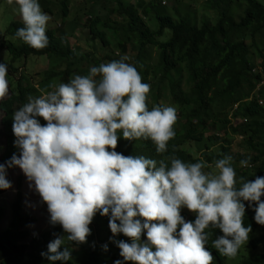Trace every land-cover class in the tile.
I'll list each match as a JSON object with an SVG mask.
<instances>
[{"label":"clouds","instance_id":"obj_1","mask_svg":"<svg viewBox=\"0 0 264 264\" xmlns=\"http://www.w3.org/2000/svg\"><path fill=\"white\" fill-rule=\"evenodd\" d=\"M6 3L23 24L13 39L36 50L46 48L51 18L38 0ZM128 61L121 56L91 66L87 75H74L66 83L37 85L40 95H29L12 114L19 155L0 164V189L11 187L6 179L10 167H18L34 185L47 206L49 223L66 234L41 253L52 262L71 260L69 245L86 242L98 212L109 216L113 237L122 234L131 241H113L124 262L212 264L205 248L210 229L223 233L212 247L234 259L252 231L244 226L245 201L257 205L254 220L264 226V177L237 178L232 156L188 163L175 156L156 160L115 151L122 136L127 141L150 140L162 155L176 135L177 109L163 104L149 109L150 85ZM7 72V65L0 63V100L9 93ZM250 159L240 160V167H249ZM182 208L195 214L194 222L184 220ZM103 247L106 251L107 245Z\"/></svg>","mask_w":264,"mask_h":264},{"label":"trees","instance_id":"obj_2","mask_svg":"<svg viewBox=\"0 0 264 264\" xmlns=\"http://www.w3.org/2000/svg\"><path fill=\"white\" fill-rule=\"evenodd\" d=\"M202 1L209 15L200 21L187 8L185 12L176 8L170 14L160 0H137L135 3L106 0L107 5L112 6L107 15L116 20L96 18L92 14L85 20L83 26L91 41H97L102 48L113 46L120 55L127 54L129 48L134 52L133 65L143 82L150 85L149 101L159 105L169 97L178 108L180 122L174 125L176 135L169 141L166 153L157 154L150 140L127 141L122 136L115 151L124 156L143 155L156 160L162 156H175L188 163L200 159L212 163L224 156H232L237 178L243 176L254 181L257 177H264V0ZM101 2L91 0L90 7ZM38 3L47 15L55 12L56 3L52 0H38ZM67 4V0H58L60 12L56 15L60 24L54 30L47 29L49 44L46 48L36 50L13 39L15 31L23 27L20 21L9 23L0 39V50L9 56L6 64L9 93L0 100V164L6 165L13 154L19 155L14 146L12 114L27 102L29 95H40L36 86L47 88L50 84L66 83L75 73L87 75L90 67L98 66L102 60L79 53V47L72 51L63 47L67 36L73 33L66 30L70 24L67 23ZM150 15L156 31H151L144 22ZM166 33L168 37L163 39ZM152 50L155 59L150 54ZM29 57H46L48 60L50 69L41 77L37 74L38 81L25 72ZM103 58L107 59L109 55ZM84 65L88 70L81 69ZM185 75L187 90L182 89L180 83L185 80ZM228 137L240 140L241 153L232 152ZM189 143L196 146L199 157L183 149ZM216 147L218 151L214 153L212 149ZM248 157L251 158L250 166L241 168L240 160ZM13 168H7L6 172ZM16 189L15 200L10 206V221L0 231V264H115L117 260L121 264H131L123 261L113 242L131 241L122 234L113 237L108 227L109 216H101L99 212L89 225L91 231L86 242L69 245L73 249L71 260L49 261L41 253H47L48 244L66 234L55 225L31 236L28 227L34 218L22 213L20 180H17ZM4 193L5 190L0 189V196ZM260 199L264 201V195ZM244 204V226L252 229L249 235L264 232V226L254 220L257 205H250L247 201ZM4 215L0 209V224ZM181 216L186 222H194L196 218L195 214ZM206 231L211 233L205 248L213 257L212 264H227L226 257L212 247V241L223 233L219 229ZM145 241L146 233H142L141 242ZM262 243L263 237L250 241L254 249ZM104 245H107L106 251ZM238 264H264V253Z\"/></svg>","mask_w":264,"mask_h":264},{"label":"rangeland","instance_id":"obj_3","mask_svg":"<svg viewBox=\"0 0 264 264\" xmlns=\"http://www.w3.org/2000/svg\"><path fill=\"white\" fill-rule=\"evenodd\" d=\"M54 3H56L54 7L53 15H49L51 18L47 29L54 30L56 29L59 24V16L56 15L58 10L60 9L58 5V0H52ZM68 4V18L67 23L68 27L66 30H70L73 33L71 36H67V42L63 46L69 51H72L75 47H79L80 52L83 55L89 54L93 55L96 59H102L100 63L104 62H111V60H118L121 56H128L129 57V63H132V59L134 58L135 54L134 52L130 51V48L125 55H120L118 51L113 46H108L102 48L98 42H93L90 40V36L88 34V31L84 28L85 20L87 19L89 14H92L93 17H101V18H109L107 15L108 11L112 6L107 5L106 0H102V2L95 6L94 8L90 7L91 0H67ZM137 0H129L130 3H135ZM161 5L164 9L170 12V14H173V10L176 8H179L181 11H192V13H195V16L197 17L198 21H200L203 17H207L209 15L208 12L205 11L204 3L202 0H196L195 2H191L190 0H160ZM60 12V11H59ZM58 12V14H59ZM110 20H116V18L112 17L109 18ZM152 16H148L144 19V22L146 25L150 28L151 31H156V26L154 22L152 21ZM13 21H21L19 15L17 12L13 11V7L8 6L6 3V0L0 2V39L3 36V33L9 23ZM168 34L166 33L163 39H167ZM109 55V58L105 59L103 58L105 55ZM150 54L152 55L153 59H155L156 54L155 51H150ZM9 61V56L4 50H0V63L7 64ZM259 60H257V64ZM155 62V60H154ZM21 62H18L19 64ZM50 68L48 66V60L46 57H29L26 60L25 63V72L28 74L27 76L31 77L32 75L33 79L35 81H38V76L42 75L43 72L46 70L48 71ZM81 69H87L88 68L84 65L81 66ZM37 74H39L37 76ZM36 75V76H35ZM74 75H83V73H75ZM41 77V76H40ZM185 80H181V88L182 89H188L189 86H187L186 82V75L184 76ZM184 81V82H183ZM167 95V94H166ZM163 105L166 106H173L177 109V106L173 105L170 98L167 97L163 101H161ZM154 104L148 100V107L149 109L152 108ZM40 124L43 125L45 121L43 119L39 120ZM180 122L179 116L177 115V122L175 126H177ZM228 145H230L232 152L234 153H241L243 150L240 146V140L236 139L234 137H228ZM183 149L191 153L194 157H199V152L196 149V146L194 144H186L183 146ZM212 151L216 153L218 151V148H213ZM205 171H208V169H205ZM6 179L10 182L11 187L9 189L5 190V193L0 196V209L4 211V219L2 220V223L0 224V231L4 230L8 222L10 221V206L15 200V193L17 192L16 189V183L17 180H20L21 183V195H22V213H27L31 215L34 218V222L28 227V230L30 232L31 236H36L40 233H43L49 229L52 228L53 225L49 223V216L48 212L45 209L44 205L41 202V199L39 195L36 193L34 185L30 186V182L27 180L26 176L23 174V172L18 168L15 167L8 172H6ZM184 215H193L194 213L189 212L186 208L181 209V213ZM260 237L264 238V232L258 231L253 235H249V239L245 246L241 247V249L238 251L237 256L234 259H229L226 257V263L227 264H238L241 260H244L246 258H253L257 254L264 253V243L258 245L255 249L251 247L250 241L258 239ZM77 250V249H75Z\"/></svg>","mask_w":264,"mask_h":264}]
</instances>
